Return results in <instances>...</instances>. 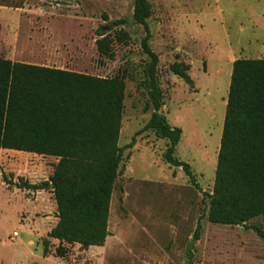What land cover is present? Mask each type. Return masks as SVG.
I'll return each mask as SVG.
<instances>
[{"label": "rangeland", "instance_id": "obj_1", "mask_svg": "<svg viewBox=\"0 0 264 264\" xmlns=\"http://www.w3.org/2000/svg\"><path fill=\"white\" fill-rule=\"evenodd\" d=\"M148 2V44L158 56L164 93L158 114L181 129L174 157L190 166L196 186L163 161L168 141L152 130L126 148L151 115L143 111L147 95L138 86L148 58L143 28L132 20L133 0H0V58L118 76L126 85L122 161L104 245L83 248L49 238L57 222L51 189L17 184L47 181L57 160L0 150V264H264V241L253 230L206 218L232 62L264 58V0ZM120 19L125 23L113 24ZM99 34L108 38V54L97 51ZM175 61L189 65L192 87L169 71ZM246 225L264 232V216Z\"/></svg>", "mask_w": 264, "mask_h": 264}, {"label": "trees", "instance_id": "obj_2", "mask_svg": "<svg viewBox=\"0 0 264 264\" xmlns=\"http://www.w3.org/2000/svg\"><path fill=\"white\" fill-rule=\"evenodd\" d=\"M150 15L148 0H133L132 20L143 28L141 48L148 58L138 86L147 95L143 111L151 115L126 148L134 146L136 136L152 130L157 139L168 141L163 161L180 167L196 186L190 166L174 157L181 129L158 114L164 93L157 76L158 56L148 44ZM124 23L120 19L113 24ZM95 45L99 54H108L105 34H99ZM189 69L177 61L169 66L173 75L192 87ZM125 86L118 76L99 77L0 58V150L57 160L47 181L17 184L33 192L53 186L57 222L49 238L83 248L102 247L106 242L111 195L122 161L118 138ZM206 196L209 223L245 226L264 241L259 227L246 225L264 216V58L232 62L212 191ZM200 230L198 220L193 240L199 239ZM57 253L62 255L60 249Z\"/></svg>", "mask_w": 264, "mask_h": 264}, {"label": "crops", "instance_id": "obj_3", "mask_svg": "<svg viewBox=\"0 0 264 264\" xmlns=\"http://www.w3.org/2000/svg\"><path fill=\"white\" fill-rule=\"evenodd\" d=\"M8 60V59H7ZM11 61V60H10ZM12 62H15V61H12ZM21 63H24V62H21ZM26 64H30V63H26ZM33 65H35V64H33ZM39 66H41V65H39ZM46 67H49V66H46ZM55 68V67H54ZM58 69H60V68H58ZM63 70H67V69H63ZM69 71H72V70H69ZM74 72H76V71H74ZM25 153V152H24ZM24 153H22V154H24ZM28 154H30V153H28ZM27 155V154H26ZM32 155H34V156H38V155H35V154H30V156H32Z\"/></svg>", "mask_w": 264, "mask_h": 264}, {"label": "water", "instance_id": "obj_4", "mask_svg": "<svg viewBox=\"0 0 264 264\" xmlns=\"http://www.w3.org/2000/svg\"><path fill=\"white\" fill-rule=\"evenodd\" d=\"M50 189L53 190V186L52 185H50Z\"/></svg>", "mask_w": 264, "mask_h": 264}, {"label": "built area", "instance_id": "obj_5", "mask_svg": "<svg viewBox=\"0 0 264 264\" xmlns=\"http://www.w3.org/2000/svg\"><path fill=\"white\" fill-rule=\"evenodd\" d=\"M16 235V234H15Z\"/></svg>", "mask_w": 264, "mask_h": 264}]
</instances>
